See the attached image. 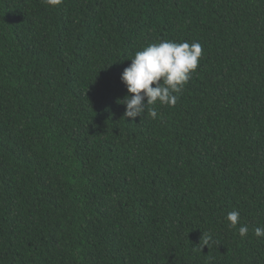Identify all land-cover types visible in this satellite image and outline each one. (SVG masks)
I'll return each instance as SVG.
<instances>
[{"label": "trees", "instance_id": "1", "mask_svg": "<svg viewBox=\"0 0 264 264\" xmlns=\"http://www.w3.org/2000/svg\"><path fill=\"white\" fill-rule=\"evenodd\" d=\"M164 40L198 67L125 119L121 73ZM256 227L264 0H0V264H264Z\"/></svg>", "mask_w": 264, "mask_h": 264}, {"label": "clouds", "instance_id": "2", "mask_svg": "<svg viewBox=\"0 0 264 264\" xmlns=\"http://www.w3.org/2000/svg\"><path fill=\"white\" fill-rule=\"evenodd\" d=\"M50 6L59 5L62 0H44ZM202 46L198 42L177 43L164 40L149 44L135 53L129 66L121 73V82L127 88V95L117 103L125 106L124 118L141 117L145 111L156 118L157 112L150 105L157 101L161 105L175 106L184 85L198 67ZM153 85H155L153 87ZM228 227L235 229L239 212L231 211L226 216ZM247 225L239 226L241 237L248 233ZM256 237H264V227L254 229ZM204 246L209 245L211 236H202Z\"/></svg>", "mask_w": 264, "mask_h": 264}]
</instances>
